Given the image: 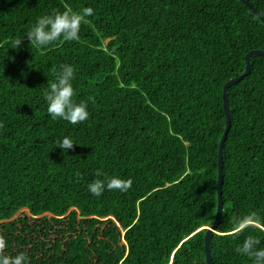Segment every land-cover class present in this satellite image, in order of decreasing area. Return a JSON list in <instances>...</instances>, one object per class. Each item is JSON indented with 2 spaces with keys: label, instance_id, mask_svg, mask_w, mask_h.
Returning a JSON list of instances; mask_svg holds the SVG:
<instances>
[{
  "label": "trees",
  "instance_id": "1",
  "mask_svg": "<svg viewBox=\"0 0 264 264\" xmlns=\"http://www.w3.org/2000/svg\"><path fill=\"white\" fill-rule=\"evenodd\" d=\"M264 16V0H248ZM94 9L78 41L25 39L54 11ZM264 50V22L241 0H0V255L30 264H207L218 208L223 86ZM228 88L223 210L213 264H252L264 245V56ZM75 69L87 120H53L43 97L53 69ZM31 65V67L29 66ZM77 145L67 153L56 141ZM103 176L127 191L93 196ZM30 204L29 208L26 207ZM257 219L237 232L235 222Z\"/></svg>",
  "mask_w": 264,
  "mask_h": 264
},
{
  "label": "clouds",
  "instance_id": "2",
  "mask_svg": "<svg viewBox=\"0 0 264 264\" xmlns=\"http://www.w3.org/2000/svg\"><path fill=\"white\" fill-rule=\"evenodd\" d=\"M94 9L90 6L80 11L66 9L54 11L51 14L40 16L33 26L23 34V39L17 38L14 41L18 49L23 41L27 39L30 46L43 48L57 42L60 39L65 41H78L82 24L88 22L87 18L92 16ZM31 67V65L29 64ZM54 80L47 82L43 97L47 105V113L53 119H63L72 125L79 124L89 117L88 104L84 101L77 102L75 99V69L70 64H61L53 69ZM57 147L67 153L69 149L77 145L76 142L65 136L56 141ZM132 185L131 179H122L119 176H103L97 173V178L88 184V191L96 197L101 196L106 190L127 191ZM254 215H246L238 219L234 227L237 232L254 225ZM5 239L0 236V250L5 248ZM238 254L248 257L252 264H264V245L256 236H247L242 244L236 248ZM0 264H30L29 258L20 253L13 257L0 255Z\"/></svg>",
  "mask_w": 264,
  "mask_h": 264
},
{
  "label": "water",
  "instance_id": "3",
  "mask_svg": "<svg viewBox=\"0 0 264 264\" xmlns=\"http://www.w3.org/2000/svg\"><path fill=\"white\" fill-rule=\"evenodd\" d=\"M246 6H248L255 14L260 16L261 20L264 22V16L262 15L261 12H259L253 4H251L250 1L248 0H241ZM253 54H259L264 56V50L263 49H253L249 51L246 54V68L244 72L236 77H233L226 81L223 86V106L226 114V126L224 133L222 135V138L220 140L219 144V175H218V208H217V214L215 221L211 227H207V232L205 234V249H206V258H207V264H213L212 263V257H211V250H210V242L211 238L216 232V228L219 225L220 219H221V214L223 210V198H222V184H223V152H224V146H225V141L227 138L228 131L231 126V110H230V104H229V98H228V88L237 83L240 79H242L245 75H247L250 70H251V62H250V57Z\"/></svg>",
  "mask_w": 264,
  "mask_h": 264
},
{
  "label": "rangeland",
  "instance_id": "4",
  "mask_svg": "<svg viewBox=\"0 0 264 264\" xmlns=\"http://www.w3.org/2000/svg\"><path fill=\"white\" fill-rule=\"evenodd\" d=\"M29 206H30V204H28V206L26 207V209H28V208H29Z\"/></svg>",
  "mask_w": 264,
  "mask_h": 264
}]
</instances>
